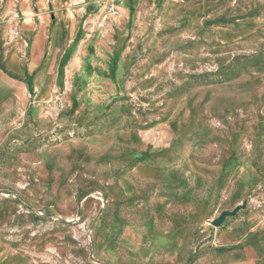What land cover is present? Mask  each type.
Returning a JSON list of instances; mask_svg holds the SVG:
<instances>
[{
  "label": "rangeland",
  "instance_id": "obj_1",
  "mask_svg": "<svg viewBox=\"0 0 264 264\" xmlns=\"http://www.w3.org/2000/svg\"><path fill=\"white\" fill-rule=\"evenodd\" d=\"M20 2L0 0V14L20 22ZM43 2L81 30L58 68L49 129L0 136V253L133 264L154 230L184 223L200 203L211 219L246 202L225 222L264 214V0H118L104 38L83 23L107 0H28L36 13ZM97 40H108L102 83L90 65ZM127 131L149 151L159 139L164 171L178 160L207 196H118L117 178L138 160ZM208 250L196 248L190 264Z\"/></svg>",
  "mask_w": 264,
  "mask_h": 264
},
{
  "label": "crops",
  "instance_id": "obj_2",
  "mask_svg": "<svg viewBox=\"0 0 264 264\" xmlns=\"http://www.w3.org/2000/svg\"><path fill=\"white\" fill-rule=\"evenodd\" d=\"M19 10L23 18L18 23L7 20V13L0 14V136L11 131L32 135L36 129L42 133L49 129L51 90L58 68L81 30L75 19L59 17L55 11L52 14L50 5L44 2L36 13L28 0H21ZM107 41L97 40L93 46L90 65L95 76L97 71L102 76L99 83L105 82ZM82 53L83 48L78 47L70 55L75 72L80 70ZM137 137L138 132L123 133L129 151L138 160L127 174L117 178L118 196H207L196 192L189 178L182 176L184 170L178 160L170 164V172L164 171L169 167L161 156L164 148L155 145L159 139L153 140L149 151L146 139ZM220 196H227V190ZM184 217L185 222L178 226L154 230L142 249L132 255L133 264H184L196 248L205 246L209 250L192 264H264V214L239 217L213 228L210 223L216 218L210 219L208 205L200 203L188 208ZM212 248L218 255L211 253ZM7 262L29 264L26 257L8 249L0 253V264Z\"/></svg>",
  "mask_w": 264,
  "mask_h": 264
},
{
  "label": "built area",
  "instance_id": "obj_3",
  "mask_svg": "<svg viewBox=\"0 0 264 264\" xmlns=\"http://www.w3.org/2000/svg\"><path fill=\"white\" fill-rule=\"evenodd\" d=\"M119 14L118 0H107V6L105 10L100 11L97 15L87 23H83V28L87 32V36L90 37L92 33L98 32L99 38H104L105 33H108L109 28L112 25V21Z\"/></svg>",
  "mask_w": 264,
  "mask_h": 264
},
{
  "label": "water",
  "instance_id": "obj_4",
  "mask_svg": "<svg viewBox=\"0 0 264 264\" xmlns=\"http://www.w3.org/2000/svg\"><path fill=\"white\" fill-rule=\"evenodd\" d=\"M245 207H246V202H244L241 206H237L232 211H223V212H221L219 214V216L210 223V225L213 228L220 227L225 222L226 219L235 217L237 215V213L240 210L244 209Z\"/></svg>",
  "mask_w": 264,
  "mask_h": 264
},
{
  "label": "trees",
  "instance_id": "obj_5",
  "mask_svg": "<svg viewBox=\"0 0 264 264\" xmlns=\"http://www.w3.org/2000/svg\"><path fill=\"white\" fill-rule=\"evenodd\" d=\"M111 64H112V69L110 70V72H111V74H113V67H115V66H114V62H112ZM192 261H193V258H192V256H191V257L186 261L185 264H190Z\"/></svg>",
  "mask_w": 264,
  "mask_h": 264
}]
</instances>
